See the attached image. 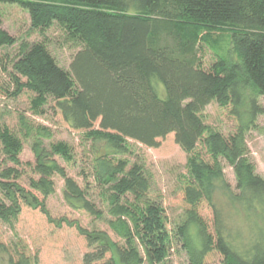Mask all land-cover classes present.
Listing matches in <instances>:
<instances>
[{
    "label": "trees",
    "instance_id": "1",
    "mask_svg": "<svg viewBox=\"0 0 264 264\" xmlns=\"http://www.w3.org/2000/svg\"><path fill=\"white\" fill-rule=\"evenodd\" d=\"M0 4L26 10L30 27L41 37L15 39L2 28L0 16V48L16 46L8 59L15 87L10 95L31 92V115L57 111L83 132L92 152L82 186L58 161L71 162L72 147L52 140L48 126L26 113L17 114L14 130L0 124V223L13 228L22 206L50 217L45 201L55 192L58 176L67 205L105 223L118 239L62 218L59 223L75 227L90 248L82 264H170L174 247L187 264H207L212 251L222 264H264V177L246 144L248 129L264 113L259 102L264 97V0ZM54 26L63 44L77 48L69 69L48 48L46 32ZM201 28L219 30L227 39L228 48L214 49L209 64L197 55ZM211 101L237 118L233 132L225 135L204 123L200 111ZM169 133L187 155L182 188L187 207L170 228L161 204L149 195L147 171L127 157L129 139L157 147ZM25 144L32 162L20 158ZM223 163L233 170L236 191L224 183ZM203 201L212 212V226L198 212ZM230 215L245 228L232 227ZM13 244L15 251L0 242L5 264H38L37 253L30 254L25 243Z\"/></svg>",
    "mask_w": 264,
    "mask_h": 264
},
{
    "label": "rangeland",
    "instance_id": "2",
    "mask_svg": "<svg viewBox=\"0 0 264 264\" xmlns=\"http://www.w3.org/2000/svg\"><path fill=\"white\" fill-rule=\"evenodd\" d=\"M0 16L2 28L15 39L29 41L41 39L37 31L30 27L27 11L19 6L0 4ZM198 32L200 37L196 43L197 55L202 58L205 64H209L214 59V49L228 48L227 39L219 30L201 28ZM46 40L48 48L58 64L69 69V63L77 48L63 44L60 30L55 26L46 32ZM15 50L16 46L6 49L0 48V124L14 130L17 114L26 113L36 122L48 126L53 134L52 140L64 141L72 147L73 160L65 162L58 159V161L66 169L68 175L83 186V178L90 175L91 172V144L82 139L83 132L81 130L71 128L61 115L51 108L47 109L42 116L31 115L29 110L31 92L23 90L16 97L10 95L15 87L8 75L11 70L8 59L15 53ZM259 102L264 109V97H260ZM200 115L205 124L225 135L233 132L237 126V118L230 113V109L220 107L215 101L208 103L200 111ZM128 141L129 153H127V157L130 162H138L147 171L151 181L149 195L161 204L168 220V228H170V224L180 218L187 207L182 190L187 172L185 167L187 155L175 142L173 133L167 134L164 138H159L157 147H148L131 139ZM246 144L249 157L255 164L256 172L264 177V113L260 114L256 118L255 124L248 129ZM20 158L23 162L33 161V155L27 144L24 145ZM223 172L224 183H228L229 187L236 191L232 168L223 163ZM54 180L55 192L45 201L50 217L42 213L39 208L22 206L13 228L0 223V242L8 246L9 249L14 247V251L16 245L13 243L18 241L25 243L30 254L37 253L38 264H82L83 254L90 248L85 237L75 227L59 223V221L62 223V218L69 221L76 220L80 226L86 229L95 227L104 230L112 239H118L105 223L94 220L82 210L69 207L63 198L62 179L55 176ZM22 183H25L24 179ZM219 187L222 191V184H219ZM218 192L220 195L223 194ZM95 198L97 197L95 196ZM220 198L224 203V196L221 195ZM198 212L212 226V212L204 201L199 204ZM237 218L235 215H230V225L232 227L237 225L244 227L245 223ZM2 256L3 254L0 253V264H5L6 258ZM168 258L170 264H187L185 254L177 247L169 251ZM206 262L207 264H222L221 256L212 251L206 256Z\"/></svg>",
    "mask_w": 264,
    "mask_h": 264
}]
</instances>
